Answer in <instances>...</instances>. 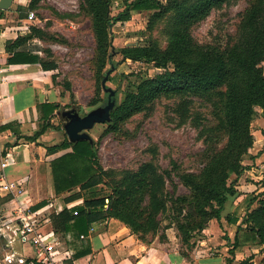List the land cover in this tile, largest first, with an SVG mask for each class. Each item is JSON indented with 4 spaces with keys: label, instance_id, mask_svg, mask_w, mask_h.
Masks as SVG:
<instances>
[{
    "label": "trees",
    "instance_id": "obj_1",
    "mask_svg": "<svg viewBox=\"0 0 264 264\" xmlns=\"http://www.w3.org/2000/svg\"><path fill=\"white\" fill-rule=\"evenodd\" d=\"M39 1L32 0L31 9ZM232 1L234 0H171L165 5L159 0H124L125 8L117 16L110 14L111 0H82L81 4L82 9L90 16L94 28L97 61L101 69L107 61L109 28L112 24L130 20L132 11L155 10V17H161L174 9L178 16L168 49L159 51L152 46L139 45L119 49L118 52L125 60L153 64L165 72L141 80L136 92H128L122 102H116L112 122L108 123L109 130H117L121 122L162 98L175 102L174 112L178 117V125H184L191 118L190 97L212 102L213 94L222 90L219 91L222 99L216 123L204 126L200 117L192 120L198 129L199 138L206 143H212L220 135L226 137V142L221 149L212 151L198 174L184 176V180L195 191V211L198 214V220L181 225L184 240L189 239L192 230H203L205 224L212 219H216L220 226L223 225L222 212L226 203L237 195L236 183L246 170L251 169V166L243 165L242 158L251 154L254 147L251 122L257 114V108L262 110L261 117L264 119V0H255L246 9L239 37L231 46L222 48L199 44L192 35V28L207 18L212 10ZM18 9L25 10L26 6H19ZM27 15L28 13L20 14V18L27 22ZM33 23L29 33L7 42L8 63L41 64L43 70L54 71L57 69L54 64L42 61L29 47L31 40L44 37L43 30ZM37 50L35 46V51ZM101 69L99 74L102 73ZM99 102L100 98L96 99L94 105ZM59 108L56 103L40 104V131L25 139L37 140L50 128L58 130L51 119ZM47 150L51 154L71 150L50 163L54 191L58 196L66 195V204L83 200L82 204L65 208L59 213L55 209L51 210L53 229L63 236L72 254L64 264H74L75 260L91 253L89 240L82 236L87 237L91 226L98 221L117 219L143 242H149L145 239L146 235L156 234L157 216L168 209L165 185L166 178H170L169 171L161 174L153 163L147 162L138 172H130L119 180L105 183L95 140L93 143L79 141L73 144L65 135L60 143L48 146ZM260 154L261 152L258 155ZM232 175L236 178L228 184L227 180ZM101 184L111 188L112 193L108 196L91 197L84 194ZM261 185L264 188V178ZM45 203H40L35 209ZM260 204L259 210L249 213L255 224L248 226L246 235L252 241L264 236V224L257 222L258 213L264 214V192ZM187 217L192 218V214L189 212ZM238 220L236 216L227 217L230 224H235ZM244 222L246 220L242 223ZM227 261L234 264V260ZM238 264L250 262L244 260Z\"/></svg>",
    "mask_w": 264,
    "mask_h": 264
},
{
    "label": "rangeland",
    "instance_id": "obj_2",
    "mask_svg": "<svg viewBox=\"0 0 264 264\" xmlns=\"http://www.w3.org/2000/svg\"><path fill=\"white\" fill-rule=\"evenodd\" d=\"M31 1L15 0L13 10L24 15L29 10L34 11L37 19L33 24L43 30L44 37L35 38L42 48V52L36 54L42 61L57 67L52 76L55 86L60 88L62 104H59L60 108L54 117L55 127L62 138L66 135L63 128L64 111L75 108L81 115L87 114L107 101L105 88L108 87L116 90L113 97L120 103L128 92H136L141 80L165 72L153 64L125 60L118 51L128 45L152 46L159 51L168 49L178 18L174 9L161 17H155V10L132 11L130 20L112 24L109 28L107 61L101 69L97 61L94 28L90 16L82 9V0H40L33 9L30 7ZM159 1L167 5L171 0ZM254 1L234 0L212 10L207 18L192 28L196 42L222 48L234 44L240 34L243 15ZM19 6H26V9L19 10ZM124 8V0H111V16H117ZM262 66L264 69V62ZM219 91L213 94L212 102L190 97L191 118L181 126L174 112L175 102L162 98L121 122L115 131L109 130L106 123L97 124L89 133L96 142L105 183L119 180L130 172H138L147 162L153 163L161 174L166 170L170 172L165 185L168 209L158 214L156 234L146 235V240L158 238L161 242L169 241L187 257L193 254L199 259L233 258L236 263L248 260L250 264H264V236L252 241L246 235L248 226L255 224L249 213L261 208L260 200L264 192L261 185L264 178V120H260V108H257V114L251 122L253 150L242 158L243 165L251 166V169L240 177L236 183L238 193L231 198L237 200L245 195L250 196L248 201L238 207V222L230 224L227 221L232 212L226 205L222 212V227L216 219H212L203 230H192L188 240L183 237L181 225L198 220L195 191L184 180V176L198 174L212 151L221 149L226 142V137L220 135L212 143H206L199 138L198 129L192 120L200 117L204 126L216 123L222 99ZM98 98L101 102L94 105ZM235 178L232 175L227 183ZM111 193V188L101 184L84 194L91 197L108 196ZM189 212L192 218L187 217ZM243 220L246 223L243 224ZM257 222L264 224L263 213H258ZM240 224L242 227H239Z\"/></svg>",
    "mask_w": 264,
    "mask_h": 264
},
{
    "label": "crops",
    "instance_id": "obj_3",
    "mask_svg": "<svg viewBox=\"0 0 264 264\" xmlns=\"http://www.w3.org/2000/svg\"><path fill=\"white\" fill-rule=\"evenodd\" d=\"M13 5L14 2L9 10H0V184L8 182L16 187L13 192L0 190V264H30L27 257L32 255V250L22 246L11 228L23 214L38 220L42 231L59 235L63 251L59 258L64 263L72 254L63 236L51 226V210L59 213L82 204L83 200L66 204V195L55 194L50 163L70 150L51 154L47 147L60 143V131L50 128L37 140L25 139L40 131L38 106L46 102L62 104V96L60 88L54 84L55 70L45 71L41 64L8 63L7 42L30 32ZM29 44L33 54L42 52L35 39ZM55 119L54 116L51 119L53 125ZM260 120L264 119L260 117ZM5 157L10 161L2 168ZM249 197L245 195L238 198L239 201L230 199L226 203L232 212L230 216L239 218L238 207ZM42 202H46L45 205L35 209ZM84 239L89 240L92 251L74 264H229L224 258L199 259L193 254L187 257L173 243L161 242L158 238L143 242L117 219L94 223Z\"/></svg>",
    "mask_w": 264,
    "mask_h": 264
},
{
    "label": "built area",
    "instance_id": "obj_4",
    "mask_svg": "<svg viewBox=\"0 0 264 264\" xmlns=\"http://www.w3.org/2000/svg\"><path fill=\"white\" fill-rule=\"evenodd\" d=\"M37 19L34 11H29L27 15V22L22 20L25 25L30 27ZM9 157L2 159L1 167L5 168L9 164ZM13 192L16 187L8 182L0 184V190ZM1 194V191H0ZM77 215V212H75ZM11 227L14 231L15 237L21 242L24 248L28 247L32 250V255L27 257L30 259V264H64L59 256L63 253L59 235L54 233L44 232L39 228V221L35 220L31 215L23 214L18 217ZM82 238H85L82 236ZM66 251V250H65ZM67 254V252H64Z\"/></svg>",
    "mask_w": 264,
    "mask_h": 264
},
{
    "label": "water",
    "instance_id": "obj_5",
    "mask_svg": "<svg viewBox=\"0 0 264 264\" xmlns=\"http://www.w3.org/2000/svg\"><path fill=\"white\" fill-rule=\"evenodd\" d=\"M14 0H0V10H9ZM108 93L107 101L91 110L85 115H81L75 108L64 111L65 118L64 131L68 140L75 144L79 141L94 142L93 137L89 133L97 124H108L112 122V111L116 106V99L113 97L116 90L108 87L105 88Z\"/></svg>",
    "mask_w": 264,
    "mask_h": 264
}]
</instances>
